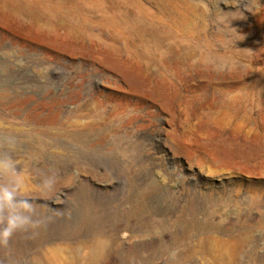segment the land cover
Listing matches in <instances>:
<instances>
[{
  "label": "rangeland",
  "instance_id": "1",
  "mask_svg": "<svg viewBox=\"0 0 264 264\" xmlns=\"http://www.w3.org/2000/svg\"><path fill=\"white\" fill-rule=\"evenodd\" d=\"M0 151V264H264V0H0Z\"/></svg>",
  "mask_w": 264,
  "mask_h": 264
},
{
  "label": "clouds",
  "instance_id": "2",
  "mask_svg": "<svg viewBox=\"0 0 264 264\" xmlns=\"http://www.w3.org/2000/svg\"><path fill=\"white\" fill-rule=\"evenodd\" d=\"M222 70V67L221 69ZM22 172L8 151H0V248H8L18 233L39 228L44 223L35 219V205L25 196ZM57 182L55 172L42 173L40 187L52 191Z\"/></svg>",
  "mask_w": 264,
  "mask_h": 264
}]
</instances>
